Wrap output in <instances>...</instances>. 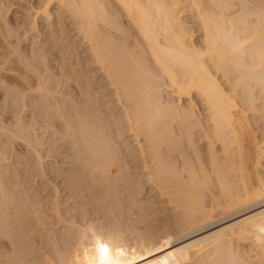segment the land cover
Instances as JSON below:
<instances>
[{"label":"bare ground","instance_id":"obj_1","mask_svg":"<svg viewBox=\"0 0 264 264\" xmlns=\"http://www.w3.org/2000/svg\"><path fill=\"white\" fill-rule=\"evenodd\" d=\"M32 1L0 7V264H264V0Z\"/></svg>","mask_w":264,"mask_h":264},{"label":"rangeland","instance_id":"obj_2","mask_svg":"<svg viewBox=\"0 0 264 264\" xmlns=\"http://www.w3.org/2000/svg\"><path fill=\"white\" fill-rule=\"evenodd\" d=\"M4 1H5V3H4ZM3 1V4H1L0 5V7L1 8H3V9H9V13H5V11H3V12H1V15H3L4 14V16H5V14H6V16L7 17H5V18H7V19H9V20H11V21H13V22H18L17 20H21L22 19V17L24 18L25 16H26V13L28 14V11L29 12H31V10H30V6H32V3H33V1H32V3H31V1L30 0H4ZM7 4H12V6H9V5H7ZM10 7V8H9ZM33 11V10H32ZM25 15V16H24ZM19 23V22H18ZM71 37V39L69 38V40H74V38H73V36L71 35L70 36ZM73 38V39H72ZM74 47H75V49L76 50H79L80 52H81V54H80V57H82L83 58V61H84V63L86 62L85 61V54H84V52H82V48H80V47H78V45L76 44V46H75V43L73 44V50H75L74 49ZM77 47V48H76ZM80 48V49H79ZM75 50V51H76ZM83 53V54H82ZM88 64V63H87ZM86 65V64H85ZM87 66V67H86ZM86 66H84L83 67V69L84 70H92V67H89L90 65H86ZM92 75V73H90V76ZM7 152V151H6ZM37 171H38V167H37V169H36ZM137 171V173L140 175V173H142V171L140 170V169H137L136 170ZM21 174H22V176H25V177H23L24 179L27 177L28 178V175L26 174L27 173V170L26 169H24V170H21ZM25 172V173H24ZM24 173V174H23ZM38 173H41V172H38ZM27 176H26V175ZM138 174H137V176H134L135 177V179L136 180H138L139 181V183H140V186H142V185H144L145 183H143V180H144V178H141L140 176H138ZM19 178V177H18ZM17 178V179H18ZM29 179V178H28ZM42 180H44L43 179V177L41 176V174H39V176H37V178H35V180L31 183V182H29V184H27L28 186H34L33 187V189H32V191H34L35 190V187L37 186V184H39L37 187H40L41 186V184H40V182L42 181ZM36 187V188H37ZM144 194V193H143ZM166 207V206H165ZM169 213L168 212H166V213H163V215H168ZM42 228H44V232L46 233V232H48V230H49V226H44V227H42ZM42 231V232H43ZM48 235V234H47Z\"/></svg>","mask_w":264,"mask_h":264},{"label":"snow or ice","instance_id":"obj_3","mask_svg":"<svg viewBox=\"0 0 264 264\" xmlns=\"http://www.w3.org/2000/svg\"><path fill=\"white\" fill-rule=\"evenodd\" d=\"M99 252L101 254V264H114V262L108 259L109 248L106 244H98Z\"/></svg>","mask_w":264,"mask_h":264}]
</instances>
